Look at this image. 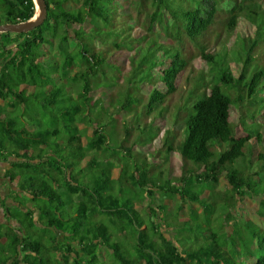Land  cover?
Segmentation results:
<instances>
[{"label": "trees", "instance_id": "16d2710c", "mask_svg": "<svg viewBox=\"0 0 264 264\" xmlns=\"http://www.w3.org/2000/svg\"><path fill=\"white\" fill-rule=\"evenodd\" d=\"M45 1L48 17L42 26L23 34L0 33L4 38L0 39V98L9 91L16 97L22 96L25 111H29L31 100L38 112V118L29 121L36 126L35 131L27 130L25 125L17 133L11 120L7 122L9 130H0V161L5 160L9 146L10 153L24 161L13 165L8 172V196L3 199L0 195V211L4 216L0 226H7L6 231L0 227V264H237L235 253L230 254L218 245V235L212 230L202 232L197 246L187 244L180 236L184 243L181 244L167 232L157 230L153 221V229L146 228L145 220L130 203L122 209L119 196H114L109 184L110 177L97 178L92 191L82 188L73 172L93 165L96 158L92 154L100 153L108 145L103 129L94 128L95 123L91 122L93 109L100 112L101 118L104 116L98 109L102 107L101 100H94L93 95L105 86L100 80L110 75L108 65L117 69L120 80L126 68L130 71L127 78L139 81L141 91L149 87L150 104L144 115L150 118L156 106L175 94L180 76L194 60L218 64L220 51H213V43L205 36L213 24L225 22L223 30L229 33L223 46L226 51L230 39H237L241 24L248 25L254 31L253 36L252 32L242 34L248 35L245 43L254 51L261 37L257 19L264 18V0H126L127 13L122 12L119 2L122 0ZM36 13L34 0H0V26L28 22ZM258 32L259 38L254 36ZM160 34L173 45L161 43ZM190 41L195 42L197 54ZM13 43L16 48L8 50ZM246 65L247 62L242 69L237 68L238 75L233 68L228 70L221 77L222 85H215L209 95L195 104L194 114L187 122V135L179 147L185 172L180 185L168 181L158 190L152 182L149 186L147 172L133 176L137 185L147 189L152 205L161 191L166 197L179 198L184 205L188 203L191 221H184L185 226L198 223L194 219L198 221L199 215L208 214L210 207L206 187L198 192L190 191L188 180L192 186L217 187L224 179L226 191L232 192L228 204L234 207L247 196H258L252 193L245 174L228 168L244 156V149L252 139L264 142L261 133L246 134V129L251 127L241 100L243 96L236 101L242 112L236 125L231 116L238 106L233 107L235 100L222 90L224 85L245 80ZM262 77L263 73L258 74L251 83L250 96L255 94ZM21 86L32 87V93L28 95L27 88L20 91ZM68 92L69 107L65 102ZM110 103L115 102L110 100ZM117 106L116 112L123 113L132 104L128 99ZM256 119L251 118L254 122ZM82 124L84 129L80 128ZM67 130L70 136L66 139ZM225 143L230 144L228 150H224ZM174 150L171 146L170 153ZM258 160L264 161V155L260 154ZM260 170L264 171V165ZM123 177L119 172L118 179ZM259 198L261 213L257 214L264 220V195ZM75 201L77 209L70 215L67 204ZM196 204L201 206V212L195 208ZM179 208L183 214L185 207ZM155 210L150 207V217L157 216ZM106 216L110 225L98 222ZM93 219L97 221L94 225ZM124 220L135 228L134 243L130 246L123 243L129 239ZM200 225L202 229L204 223ZM36 229L51 231L52 247L48 248L43 237L37 236ZM261 231L258 238L253 235L259 249L264 244V231ZM150 232L159 237L151 238ZM183 232L180 230L179 234ZM235 236L236 232L230 237ZM61 237L67 241L64 249L56 243ZM102 248L110 252L112 261L102 257ZM248 257L253 255L249 253ZM263 262L264 257L257 264Z\"/></svg>", "mask_w": 264, "mask_h": 264}, {"label": "rangeland", "instance_id": "374dc122", "mask_svg": "<svg viewBox=\"0 0 264 264\" xmlns=\"http://www.w3.org/2000/svg\"><path fill=\"white\" fill-rule=\"evenodd\" d=\"M119 2L122 6V12L127 13V1L122 0ZM257 21H259V26L257 27L261 30V37L259 45L255 47L253 52L249 49L250 45L245 43V37H248V35L242 34L244 31L246 33L252 32L253 29L251 27L241 24L240 29L238 28L237 30V39L234 37L230 39L228 43L230 47H228L227 52L223 49L225 41L229 37V33H225L223 30L225 22L221 21L213 24L205 36L207 41L213 43L212 50L220 51L218 64L213 66L202 59L194 60L180 76L178 89L175 94L169 96L163 104L156 106L150 118L144 115L147 113L150 104L149 87L145 86L144 92L141 91V83L139 81H131L132 79L127 78L130 71L126 68L120 80L119 76L116 75L117 69L108 65L110 75L106 79L101 78L100 80V83L105 86L93 95L94 100H101L100 105L102 107L98 109L99 111L102 110L103 119L100 112L94 109L91 111L93 115L91 122L95 123L94 128L103 129V134L108 139V145L100 153L94 152L92 154L96 158L93 165H88L85 168H81V170L76 169L73 172V177L78 180V184L82 188H89L92 191L94 189V181L97 178L106 180L110 177L111 181L109 184L112 185L114 196H119L118 199L122 209L123 207L127 208L131 204L145 220L146 228L149 230L153 229L154 226L151 223L153 221L157 230L162 233L167 232L175 239L174 241H178L181 244L184 243H182L180 236L187 244L197 246L199 243L198 238L202 237V232L212 230L218 235V245L230 254L235 253L234 260L237 264H257L258 260H262L264 257V244L259 249V246L253 242V235L258 238V235L262 232L261 230L264 231V220H261L257 214V212L261 213L259 197L264 195V171L260 170L264 165V161L258 160L260 154L264 155V142H257L256 139H252L244 149V156L233 165H228L229 169H237L245 174L246 180H248L253 190L252 193L258 196H247L243 199V203L238 201L234 207V205L228 204L227 198L232 192L231 189H229V192L226 191L228 187L226 188L227 183L224 179H221V184L217 187L207 184L192 186L191 180L187 181L190 191L198 192L201 188L206 187L208 191L207 201L210 203L208 214L199 215L198 221L194 219L198 223H194L192 226L183 224L184 221L186 223L191 221V210L188 203L184 205L179 198L166 197L162 195L161 191L162 197L157 194L152 205V200L147 198V189L137 185L133 176L137 177L139 174L147 172L150 179L149 186L152 182V185L158 190H161L168 181L174 186L180 185V179L185 172L182 168L183 161L179 153V147L187 135V122L194 114L195 104L205 98L206 95H209L215 85H222L221 77L228 70L233 68V72L238 75L245 62L248 63L246 65L245 80L231 86L224 85L222 90L235 100L233 107L238 106L232 112L231 121L236 125L240 123L242 112L240 105L236 101L242 95L243 98L241 100L244 103L245 114L248 116L247 122L251 127L248 129L245 127L246 134L257 136L258 133H261L264 135V77L258 81L255 94L249 95L253 80L258 74H264V18H258ZM253 32L250 35L253 36ZM205 36L202 38L204 39ZM254 36L259 38V32ZM159 38V41L166 46L173 45L163 34H160ZM235 40L237 42L236 46L234 45ZM190 43H192L189 44L192 50L197 54L195 42L190 41ZM114 55L118 54L114 53ZM239 67L238 72L237 68ZM101 76L103 77L102 74ZM69 96L70 93H66L65 102L68 107ZM128 99L132 104L130 110L123 113L116 112L117 105L121 106ZM110 100L115 103H110ZM251 118H257L256 122L252 121ZM154 121L156 123L152 125L151 123ZM84 127L85 125L82 124L80 128L84 129ZM91 129L93 131V128ZM166 130H170L169 133H166ZM238 134L245 136L240 134V132ZM87 135L89 136L88 132ZM69 136L70 132L67 130L65 133L66 139ZM171 146L175 149L172 153H170ZM223 146L224 150L230 148L229 143H225ZM214 152L216 156L220 155L215 149ZM190 165L194 166L192 162ZM119 172L124 175L122 180L118 179ZM66 197L68 198V195ZM76 202L67 204V211L70 215L75 213L77 209L78 205ZM107 204L110 205V201ZM88 205L90 206L91 204L89 203ZM180 206L185 207L183 214L179 210ZM150 207L157 209L155 210L157 218L150 217L148 211ZM195 208L200 212L202 211L200 205L196 204ZM230 214H232L231 217H229ZM2 222H4V218L0 213V223ZM96 222L94 221L93 225ZM98 222H103L106 225L111 223L110 218L107 216L98 220ZM124 222L126 223L127 231L129 230L127 233L129 239L124 240L123 243L125 246H130L134 243L132 233L135 228L130 226L127 221L124 220ZM200 223H204L202 229H199L201 227ZM0 227L1 230H7L6 225L2 224ZM180 230H185V232L180 235ZM234 230L236 236L232 239L230 236L235 233ZM36 234L39 237H43L42 239L48 248L53 246V242L49 239L52 235L51 231L44 232L36 229ZM150 234L151 238L155 240L156 236L159 235H154L153 232H150ZM60 239L56 243L64 249L67 241L63 240L62 237ZM101 252L103 258H110L109 261H112L110 252L106 248H102ZM249 253L253 255V258L248 257Z\"/></svg>", "mask_w": 264, "mask_h": 264}, {"label": "crops", "instance_id": "0c3cea01", "mask_svg": "<svg viewBox=\"0 0 264 264\" xmlns=\"http://www.w3.org/2000/svg\"><path fill=\"white\" fill-rule=\"evenodd\" d=\"M15 36L13 35L12 38ZM0 39L2 36H0ZM16 48V43H13L9 46L8 50H14ZM27 88V93L30 95L33 91L30 86H21L19 88L20 91ZM18 90V89H17ZM16 90V92H17ZM22 96L16 97L9 91H5L4 98H0V130L7 129L9 130V126L7 122L14 121L15 122V130L21 132V127L26 125L27 130L35 131L36 126L32 123H29L30 118H38L37 108L31 104V100L28 101V105L30 107L29 111H25L24 106L21 104ZM35 107V108H34ZM34 110V113H33ZM4 134H8L7 131L4 130ZM5 151V160L0 161V195L4 199L8 196V184L10 180L7 178L8 172L12 170V166L19 164L21 165L24 161L22 158L17 156L14 152L10 153L11 146L6 148ZM8 152V153H7ZM1 213V211H0ZM2 214V213H1ZM3 216V215H2ZM4 218V216H3Z\"/></svg>", "mask_w": 264, "mask_h": 264}, {"label": "water", "instance_id": "95a60500", "mask_svg": "<svg viewBox=\"0 0 264 264\" xmlns=\"http://www.w3.org/2000/svg\"><path fill=\"white\" fill-rule=\"evenodd\" d=\"M37 13L35 17L25 23L5 24L0 26V33L23 34L42 26L48 17V9L45 0H34Z\"/></svg>", "mask_w": 264, "mask_h": 264}]
</instances>
